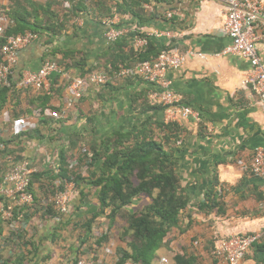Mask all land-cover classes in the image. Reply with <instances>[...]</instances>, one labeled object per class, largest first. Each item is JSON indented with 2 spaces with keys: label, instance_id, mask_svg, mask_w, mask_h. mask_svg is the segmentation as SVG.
<instances>
[{
  "label": "crops",
  "instance_id": "1",
  "mask_svg": "<svg viewBox=\"0 0 264 264\" xmlns=\"http://www.w3.org/2000/svg\"><path fill=\"white\" fill-rule=\"evenodd\" d=\"M0 4L7 5L8 0H0ZM168 9L179 10L182 16L176 19L175 29H170L175 37L170 41L156 40L159 46L171 45L205 56L189 59L183 68L166 74L180 97V104L200 113L199 123L181 119L169 123L175 124L174 129L161 130L157 123H167L166 113L151 111V86L136 78L92 87L81 101L67 109L72 99L69 81L81 77L82 73L72 63L84 60L89 66L104 65L112 46L104 38L100 22L82 16L74 19L75 27L67 25L66 31L58 36L42 35L39 41L19 52L14 80L24 72L39 70L44 61L51 60L61 63L64 74L51 78V95L45 108L43 97L47 96L32 90L19 91V100L7 103L1 114L8 111L12 118H18L27 116L23 114L29 109L33 112L39 107L43 116L34 120L39 133L29 132L24 142L23 137L9 138L21 140L19 154L9 156L13 147L2 142L4 150L0 154L9 162L27 160L36 169L32 176L34 185L35 180L56 176L63 152L70 164L72 155L77 158L74 165L84 159L86 156L82 153L91 152L92 145L85 144L89 136L99 147L102 140L114 133L128 136L129 145L134 135L140 137L143 132L150 137L151 131L157 132L160 142H165L166 150L172 152L175 171L189 205L182 212L178 227L171 229L164 239L152 264H162L163 258L167 264H223L210 256L212 244L218 238L248 235L264 225V178H256L243 169L257 148L264 149V102L244 85L250 74L249 62L221 55L230 39L222 30L225 7L220 0H175L160 10ZM126 21L133 25V19ZM158 25L145 27L142 32L149 34L165 26ZM258 48L264 63V47L259 44ZM54 110L64 113L60 120L50 117L49 112ZM14 111L21 115L14 116ZM77 146L81 147V158L68 151L72 148L79 152ZM102 166L103 160L98 159L89 176L80 169L85 180L73 193L68 215L44 210L37 204L33 208L14 209V219L0 221V251L8 252L9 257L4 260L12 262L9 264H76L79 258L87 257L98 264L118 263V251L126 246L114 243L116 230L113 228L108 235V229L114 225L109 214L98 216L91 229L86 228L100 209V187L93 182L101 175ZM214 182L221 212L201 207ZM104 235L108 239L98 245ZM239 264H256L253 252Z\"/></svg>",
  "mask_w": 264,
  "mask_h": 264
},
{
  "label": "trees",
  "instance_id": "2",
  "mask_svg": "<svg viewBox=\"0 0 264 264\" xmlns=\"http://www.w3.org/2000/svg\"><path fill=\"white\" fill-rule=\"evenodd\" d=\"M174 2L175 0H49L39 3L33 2V0H8V4L3 5V9L0 8L9 20L2 43L8 37L23 35L28 31L39 36H58L66 31L67 25L72 24L75 27L73 21L78 17L89 16L99 22L100 19L112 16L115 12L122 17L123 23L126 25H129L126 19H133L132 24L135 30L111 44L107 55L109 59L105 61L104 65L96 63L89 66L84 60L72 63L74 68L82 72L81 77H87L95 71H104L113 75L137 62L152 61L162 51L175 47L171 45L168 47L159 46L156 39L148 37L142 32L143 28L157 26L160 23L161 25L165 24L162 27L164 29H175L176 20L166 19V11L161 12L160 10L163 6H171ZM149 4L154 5V11L150 12L145 8ZM60 11L64 14H59ZM138 38H145L147 46L135 49L133 42ZM55 53L54 50L53 54ZM51 62L61 65L53 60ZM139 80L143 82L141 79ZM18 93L19 91L10 90L0 84V111L10 101L19 100ZM50 93L51 91L46 94L47 97H43L44 108L50 98L48 96L51 95ZM37 100L38 98L33 102ZM40 101L43 100L40 99ZM149 107L151 111H165V108L158 105ZM34 111L28 110V114H33ZM43 123L46 122L42 121ZM174 126L175 124L165 122L157 123V127L164 131L174 129ZM33 133L36 134L39 131L35 130ZM30 134L25 133L18 138L25 135L30 136ZM141 134H139L140 137L133 134L134 139L132 143L129 141L128 145V136L114 133L102 140L99 147L98 145L95 148L91 146V152L82 153L90 159V162L86 164L88 168L93 167L98 159L103 160L101 175L97 181L93 182L100 187L98 196L100 209L93 221L87 224V230L91 229L95 218L104 215L108 210L110 211L108 217L113 223L119 213L125 211L126 207H130L136 198L146 196L151 199V202L140 211L126 212L127 224L124 234L129 236L130 241L125 249L118 251L119 261L117 264L126 262L152 264L156 252L163 246L164 239L171 229L178 227L181 214L189 205V198L184 194L175 171L172 152L166 150L165 142H157L153 137H147L146 133L145 136L143 132ZM8 140L1 139L0 141L9 146L12 142ZM0 171L3 174L5 169ZM134 178L137 180L136 184L133 182ZM55 179L59 181V191L63 190L65 181L72 182L77 187L81 181L85 180L80 172V164L76 170L74 164L68 163L64 152L61 154V165ZM32 187L33 181L30 189L34 194ZM218 198L219 193L216 191L214 182L208 191L207 201L201 207L207 208L206 210L217 209L221 212L222 205ZM50 209L53 210V207L49 205ZM107 239V235L102 236L98 245ZM214 246L215 243L212 244L210 256L218 262L212 255ZM250 251L254 254L256 264H264V236L251 247ZM9 263L12 262L6 260L0 262V264Z\"/></svg>",
  "mask_w": 264,
  "mask_h": 264
},
{
  "label": "built area",
  "instance_id": "3",
  "mask_svg": "<svg viewBox=\"0 0 264 264\" xmlns=\"http://www.w3.org/2000/svg\"><path fill=\"white\" fill-rule=\"evenodd\" d=\"M47 2L49 0H39ZM225 7V18L222 30L230 39L221 52L223 56L240 57L249 62L250 74L244 85L250 87L260 101L264 102V63L259 57L258 45L264 47V0H220ZM149 11H154V5H146ZM179 10L170 9L165 12V18L176 20L181 18ZM104 28V38L110 44L135 30L133 25L123 23L122 17L113 13L100 19ZM9 20L0 9V84L10 90H32L40 94H48L51 91V78L54 75H63L62 68L55 62L47 61L37 71L24 72L18 80H14L19 61V52L28 48L31 44L40 40V36L28 31L23 35L8 37L2 43L7 30ZM156 40H172L175 34L170 29H154L146 34ZM135 49L147 46L145 38L134 40ZM204 58V55L193 51H181L174 47L162 51L152 61L137 62L133 66L123 68L113 75L104 71H95L87 77H77L69 81V91L72 99L67 103V109L73 108L81 101L86 92L92 87H104L108 83L130 78L141 79L151 86L149 93L150 103L165 108L167 123H176L190 120L199 123L200 113L190 107L180 104V97L173 88L172 82L166 78L171 70H179L185 66L189 59L194 57ZM49 115L55 120H60L64 113L58 110L50 111ZM41 110H35L31 116L12 118L6 111L0 115V140L19 137L35 130V122L42 117ZM4 145L0 141V152ZM6 162L7 165L6 166ZM12 162V163H11ZM0 154V170L5 172L0 176V221L9 222L14 219V209H28L35 205V196L30 187L32 176L36 169L27 161L13 162ZM243 169L250 172L256 178H264V149L257 148L248 165ZM72 182H64L63 190L57 191L53 198L44 203L46 208L50 206L60 215H68L71 209V201L75 192ZM264 236V225L254 233L244 235L235 234L221 237L216 240L212 255L223 264H239L251 250V247ZM2 263V260L0 259ZM162 264H167L166 258L161 259ZM76 264H98L93 259L81 257ZM117 264V263H115ZM124 264H139L126 262Z\"/></svg>",
  "mask_w": 264,
  "mask_h": 264
},
{
  "label": "rangeland",
  "instance_id": "4",
  "mask_svg": "<svg viewBox=\"0 0 264 264\" xmlns=\"http://www.w3.org/2000/svg\"><path fill=\"white\" fill-rule=\"evenodd\" d=\"M2 6L3 5L0 4V8L3 9ZM59 14H64V13L62 11H60ZM15 107H16V104L14 105V108ZM3 109L0 111V114L3 111ZM19 110L21 112V109H19ZM58 111L62 114V110H58ZM31 112H32V110H31ZM16 114H20V113L14 111V116H16ZM23 115H28V112L27 113H24ZM29 115H31V113ZM149 136L153 137L154 140H156L157 142H160L161 141L160 140V137L157 135V132L152 133ZM27 137L28 136L25 135V137L22 138L23 139V142H24L25 138H27ZM10 141L12 142V143L10 142L11 143L10 146L12 145L13 148H11V151L9 152V156L10 155L11 156H16V154L17 153L19 154L20 153V150H21L20 149V147H21V145H20L21 140H19V141L18 140H13V141L10 140ZM16 142H18V144H17L18 146H15ZM77 144H78V142H77ZM85 144H86V146L92 145V146H94V148H95V146L97 147L96 142L94 141V139H92L91 136H89V138L87 139V141H85ZM77 147H79V146H77ZM79 149H80L79 152H75L74 149H72V148L71 149L69 148L68 151H73L74 154L75 153L79 154L80 155V158H81V156H82L80 154L82 152L81 151V147H79ZM78 158H79V156H78ZM70 160L73 161L72 163H74V162L77 163V158H75L73 155L70 157ZM80 160L81 159H79L78 164L74 165L75 168H76V170H78V167H79V164H80L81 171L86 172V173L88 172V176L91 175L92 167H91V169H89L87 167V165H86L87 163L90 162L89 157H85L84 159L82 158L81 163H80ZM1 173H2V171H0V174ZM133 182L136 184L137 183V180L134 178L133 179ZM59 186H60L59 181L57 179H55V176H51L50 179L49 178H41L40 180H35L34 185L32 187V190L34 192V196H35V199H36L35 205L39 204V206H41L44 210H49V207L46 208L43 205L48 200H50L51 198H53V196L55 195V193L57 191H59V189H58ZM140 198H145V199H140ZM136 199H138V200H136ZM136 199H135L136 201L134 200V202H133V204L135 206L132 207V205H131L130 207H126L125 211H123V212L121 211L119 213V216L114 219V225H112L110 227V229H108V235L111 234L110 232H111L112 228H113V230H116V233L113 231L114 232V235H116L115 236L116 238L114 239V243H115V241H117L118 243L120 242L124 246L127 247V243L130 241V238H129V236H125V234H124V230H125V227H126V224H127V218H126V214L127 213L126 212H138L141 209H143L142 207H146V205L151 202V199L150 198L148 199V197H146V196H141V197H138ZM109 212L110 211L108 210L107 211V214H109ZM61 216H63V215H61ZM108 227H109V225H108ZM10 248H11L12 251H14V248L12 246H10ZM13 257H15V254H14ZM4 258L5 259L9 258L8 257V252L6 253L3 250H1L0 251V259L1 260H4ZM7 260H9V259H7Z\"/></svg>",
  "mask_w": 264,
  "mask_h": 264
}]
</instances>
